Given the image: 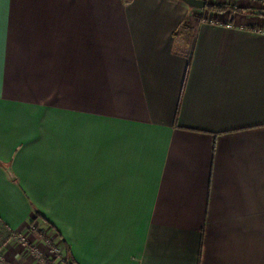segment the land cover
<instances>
[{
  "label": "crops",
  "instance_id": "1",
  "mask_svg": "<svg viewBox=\"0 0 264 264\" xmlns=\"http://www.w3.org/2000/svg\"><path fill=\"white\" fill-rule=\"evenodd\" d=\"M204 10L0 0V264L36 212L71 264H264V17Z\"/></svg>",
  "mask_w": 264,
  "mask_h": 264
},
{
  "label": "rangeland",
  "instance_id": "2",
  "mask_svg": "<svg viewBox=\"0 0 264 264\" xmlns=\"http://www.w3.org/2000/svg\"><path fill=\"white\" fill-rule=\"evenodd\" d=\"M207 1V0H206ZM207 3H209V2H207ZM211 3H213V2H211ZM249 3H251V5L252 6H246L245 8H248V10H251V9H253V8H258V4H256V3H254V2H251V1H249ZM217 4H219V3H217ZM220 4H221V2H220ZM207 10V12H204V11H206ZM206 10H204L203 11V18H208V12H214V13H217V12H215V11H210V10H208V9H206ZM221 13H224V12H221ZM210 16V15H209ZM33 222H31L30 224H29V227L31 228V230L33 231V233L35 234V236L36 237H39V240L43 243V245H44V247H43V249H41L40 251H39V253L43 256V257H45V255H47V253L49 252V248L51 247V246H53V245H56V246H59L60 248H61V250H62V254H63V251H64V249H63V247H62V245H61V243H60V241H59V239H58V237L55 235V236H52V233L51 232H47L46 230V228H43L42 226H41V224H40V222H39V224H38V222H36V219H34V220H32ZM40 225V226H39ZM54 235V234H53ZM13 237V239L12 240H14V239H16L15 241H14V243H13V245L14 246H21L22 248L24 247H26V243H27V239H25L24 237L22 238L21 236H19V238H14V236H13V234H12V236H11V238ZM10 238V239H11ZM9 239V240H10ZM8 240V241H9ZM29 241V240H28Z\"/></svg>",
  "mask_w": 264,
  "mask_h": 264
},
{
  "label": "trees",
  "instance_id": "3",
  "mask_svg": "<svg viewBox=\"0 0 264 264\" xmlns=\"http://www.w3.org/2000/svg\"><path fill=\"white\" fill-rule=\"evenodd\" d=\"M205 9H208L210 11H215L217 13L227 12V11L239 12V13H249V12H251V10H248V8L237 7L236 5H232V4H228V3H221V4L219 3V4H217V3H207L206 2ZM35 215H36V218L41 216V214H39L38 212H36ZM36 218H33L32 220H34ZM32 220H31V222H33ZM42 220L44 222H46V223H49L43 217H42ZM12 234L13 233L9 229V227L0 219V248H2V246L11 238ZM44 259L47 262H49V264L52 263V260H49L47 258H44ZM65 264H71L67 260L66 256H65Z\"/></svg>",
  "mask_w": 264,
  "mask_h": 264
},
{
  "label": "built area",
  "instance_id": "4",
  "mask_svg": "<svg viewBox=\"0 0 264 264\" xmlns=\"http://www.w3.org/2000/svg\"><path fill=\"white\" fill-rule=\"evenodd\" d=\"M125 1H129V0H125ZM239 1L254 2V3L258 4L257 9L264 10V0H239ZM45 256L47 259L52 260L51 264H65V257L63 256L62 250L59 246H56V245L51 246L49 248V252ZM43 259H44V257H43Z\"/></svg>",
  "mask_w": 264,
  "mask_h": 264
},
{
  "label": "water",
  "instance_id": "5",
  "mask_svg": "<svg viewBox=\"0 0 264 264\" xmlns=\"http://www.w3.org/2000/svg\"><path fill=\"white\" fill-rule=\"evenodd\" d=\"M184 1L188 6L194 7L197 9H203L206 6L205 0H182ZM255 13L258 15L264 17V10H256Z\"/></svg>",
  "mask_w": 264,
  "mask_h": 264
}]
</instances>
